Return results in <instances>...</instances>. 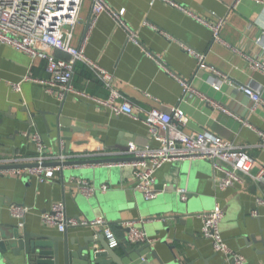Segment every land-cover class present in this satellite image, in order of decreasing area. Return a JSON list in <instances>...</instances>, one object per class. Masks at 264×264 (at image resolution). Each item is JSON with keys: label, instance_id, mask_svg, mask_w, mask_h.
Masks as SVG:
<instances>
[{"label": "crops", "instance_id": "0c3cea01", "mask_svg": "<svg viewBox=\"0 0 264 264\" xmlns=\"http://www.w3.org/2000/svg\"><path fill=\"white\" fill-rule=\"evenodd\" d=\"M104 1L114 11L123 10L121 19L126 28L107 11L101 12L91 25L93 0H82L71 45L83 46L89 58L113 74L114 86L139 115L142 110L178 105L186 117L185 131L204 130L228 139L264 164V147L257 133L196 96L181 99L178 81L180 78L190 82L218 105L264 133V105L258 104L250 110L249 97L239 90L241 86H252L264 100V74L249 68L241 54L264 55V6L254 0L236 3L235 0H170L209 22L223 18L220 37L225 45L213 40L206 25L164 0ZM183 46L203 53L207 69L198 71L194 56ZM53 52L57 57L67 58L61 51ZM212 69L228 80L221 81L218 89L212 86ZM27 73L37 79L45 78V63L0 44V158L34 157L37 149L31 136L35 132L40 134L47 153L58 152L59 140L55 139V128L50 126L57 119L62 125L73 127L65 133L69 140L63 141L66 151L77 155L71 159L121 156L113 146L146 138L147 126L140 118L116 115L71 93L59 99L38 81L22 80ZM14 83H18V88H14ZM72 84L93 96L108 95L80 63L75 65ZM30 115H33L32 123L28 124ZM149 143L153 147L158 144L152 140ZM256 169L257 165L252 172ZM221 175L211 161L201 158L166 162L156 170L157 194L151 204L163 208L159 212L169 214L164 208L170 209L179 190L195 194L191 203L197 215L184 217L180 222L178 219L151 220L142 214L145 199L134 188L129 165L63 166L44 182L31 176L4 173L0 175V223L18 224L9 206L22 204L29 208L23 219L26 230L61 235L62 231L55 226L43 223L40 215L53 202L63 201L66 214L72 218L92 220L102 216L118 240L114 247L118 255L124 249L131 250L142 244L129 243L121 223L135 220L147 237L153 239L152 246L163 264H230L227 256L216 252L210 241L200 235L201 215L219 207L224 214L220 232L228 247L242 253L245 264H264V184L242 175L241 182L219 189L214 178ZM74 178L87 179L96 188L106 184L107 189L97 190L95 195L86 198L77 192ZM165 226L170 227L169 231L164 230ZM95 229L102 232L101 226L89 225L68 226L65 231L68 238L75 235L81 238L92 236ZM161 238L164 243L160 242ZM140 254L149 264H160L149 248ZM132 255L134 261L124 259L126 264L141 261V257Z\"/></svg>", "mask_w": 264, "mask_h": 264}, {"label": "built area", "instance_id": "2783aa9c", "mask_svg": "<svg viewBox=\"0 0 264 264\" xmlns=\"http://www.w3.org/2000/svg\"><path fill=\"white\" fill-rule=\"evenodd\" d=\"M165 2L177 7L185 14L206 25L214 41L227 45L220 37V30L225 23L223 18L214 22L204 20L190 10L170 0ZM239 0H235V3ZM257 4L264 6V0H254ZM82 0H0V44L8 45L15 50L27 54L32 59H39L45 63V78H34L30 73L23 76L22 80H36L46 91L55 92L59 99L71 93L78 97L86 98L96 106L107 108L114 114H124L133 118H140L147 126L146 138L142 141L128 143L126 151L120 152L133 156L135 160L116 162L118 165H129L132 168L134 188L140 192L145 200L155 198V172L164 163L180 159H207L211 161L214 169L222 172L221 176L214 178L215 185L219 189H225L235 183L242 181V175L252 178L255 182L264 184V164H260L249 154L243 146L237 145L228 139L213 135L207 131H185L186 117L182 108L178 105L169 108H151L137 112L133 104L128 101L114 86L113 74L101 66L97 61L89 58L83 46L74 47L71 45V38L75 24L79 19V9ZM109 12L119 25L126 28L121 19L122 11H114L104 0H93L91 6L90 24L93 25L98 15ZM133 37V33L128 30ZM165 36L164 32H162ZM134 38V37H133ZM132 38V39H133ZM259 41V39L257 40ZM183 48L191 53L197 64V70L207 69L203 53L195 52L187 47ZM54 50L61 51L67 58H60L55 55ZM234 51H239L233 48ZM247 60L249 68L264 74V55H248L241 53ZM77 63L82 64L95 77L107 91L106 97H97L88 94L84 90L75 88L72 84L74 68ZM212 86L218 89L220 82H228L216 70H211ZM178 81L182 88L181 99L196 96L206 101L213 108L232 116L249 129L253 130L260 137V145L264 147V133L254 128L246 119L239 117L234 112L220 106L196 88L188 81ZM18 88V83L12 84ZM239 90L250 99V110L256 105L263 104L264 100L252 86H241ZM148 95V94H147ZM149 96V95H148ZM36 145L37 153L30 159L23 158H0V165L37 163L36 166L24 168H11L0 171V174L8 173L12 176H31L39 182H44L53 177L55 170L63 166L43 165L49 162H62L77 155L67 152L64 142L59 140V150L51 154L47 153L45 144L39 133L31 136ZM157 142V146H151L150 141ZM257 165L255 172L252 169ZM73 184L78 193L86 198L95 195L97 190L105 191L106 184L98 188L92 182L83 178H74ZM180 191V190H179ZM262 202V200H259ZM29 208L22 204L9 206L10 214L17 219L18 225H23V219ZM254 215L255 212L253 211ZM224 214L221 208L215 207L201 215L202 224L200 235L210 241L212 248L227 256L230 264H245V257L239 251L230 249L221 235L220 223ZM41 221L47 225L55 226L63 231L68 226H101L102 233L108 245L112 248L118 245V240L102 216L92 220H77L66 214L63 201H56L50 208L40 215ZM122 226L128 228L126 240L131 244H141L145 240L150 241L144 229L136 225L135 220L121 222ZM144 257H141L143 260Z\"/></svg>", "mask_w": 264, "mask_h": 264}, {"label": "water", "instance_id": "95a60500", "mask_svg": "<svg viewBox=\"0 0 264 264\" xmlns=\"http://www.w3.org/2000/svg\"><path fill=\"white\" fill-rule=\"evenodd\" d=\"M31 117L33 115H30L28 124L32 123ZM50 126L55 128V139L62 141L69 140V136L65 133L71 132L73 130L72 126L62 125L58 119L55 123L50 124ZM46 128L49 132L50 129L47 126ZM128 143L129 141L119 142L112 149L120 152L126 151ZM131 160H135V158L122 154L116 157L103 156L85 159H67L62 162L53 161L44 163L43 165L83 166ZM36 165L37 163L35 162L0 165V171ZM194 195L193 192L179 191L176 197H174L175 200L171 203L170 209L164 208L166 211H169V214L159 212L163 208L153 206L151 204L152 200H145L144 205H142V214L147 215V219L151 220L178 219L181 222L184 217L197 215L191 203V198ZM76 219L80 220L79 217ZM169 229V226L164 227L165 231H169ZM127 231L128 228L126 227L125 232ZM152 242L153 239L150 241L145 240L138 248L131 250L124 249L123 254L118 255L115 249L108 245L103 233L99 230H96V233L92 236H81L80 238V235H75L72 238H68L65 230L62 231L61 235L54 236L26 230L24 225L20 226L17 223H0V264H126L124 259L133 262L134 258L132 254L142 257L140 253L145 248H149L152 256L160 264H163L157 256ZM160 242L164 243L165 240L161 238ZM174 256L173 258L176 257ZM137 264H149V262L144 258Z\"/></svg>", "mask_w": 264, "mask_h": 264}]
</instances>
